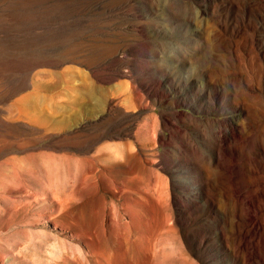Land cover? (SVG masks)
I'll use <instances>...</instances> for the list:
<instances>
[{
    "label": "rangeland",
    "instance_id": "rangeland-1",
    "mask_svg": "<svg viewBox=\"0 0 264 264\" xmlns=\"http://www.w3.org/2000/svg\"><path fill=\"white\" fill-rule=\"evenodd\" d=\"M109 144L143 153L146 189L164 182L156 233L103 187L124 176ZM70 164L92 166L81 219L99 246L67 229ZM157 255L264 264V0H0V264Z\"/></svg>",
    "mask_w": 264,
    "mask_h": 264
},
{
    "label": "bare ground",
    "instance_id": "bare-ground-1",
    "mask_svg": "<svg viewBox=\"0 0 264 264\" xmlns=\"http://www.w3.org/2000/svg\"><path fill=\"white\" fill-rule=\"evenodd\" d=\"M111 148L112 146L110 144L105 147V149L106 150L109 149V151L105 152L104 156L110 159L111 161L116 162L122 168L120 172L124 175L123 176L124 178L123 177H122L123 179L120 178L121 181L119 182L118 181L119 179L116 180V178H110L107 177L105 174H103L101 176L103 187L105 189L111 190L113 193L116 194H120V195H124L127 193L130 194V197L128 198L131 199V201H134L135 207L133 208L131 205L124 203L121 207L123 209V216L124 215L128 216L132 220L131 223L133 224V226L142 234L146 230L145 225L141 221L143 210L149 208L151 209L152 212H155V214H157L158 222L157 225L155 224L156 227L154 228L151 227L152 228L151 231H154L156 233L157 231H159L161 224L165 223L167 221L166 219L170 215L169 213H166L164 210L165 201H166L164 182L158 179V176L155 175L156 181L159 180V183L157 185H154V192L149 191L142 185V176L140 174L141 171L147 168L145 164L146 161L143 157V153L141 152L135 154L133 155L132 158L127 159L128 153L126 154L119 149L111 150ZM131 151L132 150H130L129 152ZM134 161L138 162L139 167L134 166ZM92 171H93L92 166H90L88 170H83V169L80 170V169H75L73 167V164H70L68 166V176H67L69 181L70 192L72 193V195L74 193L76 195L80 194V200H81L77 208L71 207L67 212V215L74 220L73 222L69 221L68 223H66L67 229L68 231H71L73 235L83 234L84 238H86L85 236H87L89 239H91V236H93V233L89 232L91 230V228L89 229V227L91 226L88 225L84 219H81L82 218L81 216L82 214L85 215L86 212L91 213L93 211L92 208L93 206L89 203L86 204V202H84L83 200V198L87 195V193H90L91 191H95V183H94L95 181L94 182H92V180L90 181V176H89V174H91ZM41 182L44 183V180H41ZM44 185H46V188L51 187V184L49 182L48 184L46 183ZM62 204L63 202L58 203V205H62ZM108 221H109V228L115 230L116 217L113 212L112 206L109 208ZM87 228L89 230L85 232ZM89 239L86 238L89 244L93 245L94 243L95 246H99V240L95 239V241H92ZM150 252H151L150 248H148L147 253ZM157 258H158L157 264H162L163 261L161 260V256L157 255ZM109 259L110 257L107 258V261L108 263H111Z\"/></svg>",
    "mask_w": 264,
    "mask_h": 264
}]
</instances>
